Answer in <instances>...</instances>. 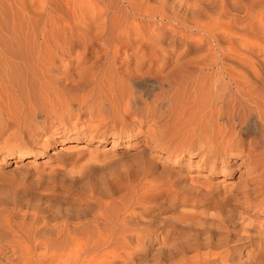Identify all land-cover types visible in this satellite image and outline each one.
Instances as JSON below:
<instances>
[{"label":"rangeland","instance_id":"1","mask_svg":"<svg viewBox=\"0 0 264 264\" xmlns=\"http://www.w3.org/2000/svg\"><path fill=\"white\" fill-rule=\"evenodd\" d=\"M23 2L28 18L24 28H36L31 36L42 45L41 52L52 50L51 43L64 37L99 39L88 47L78 42L55 59L46 51L51 62L46 73L40 67L34 70L41 73L6 66L0 86V264H172L178 256L169 250L187 222L209 227L217 233L213 244L227 246L234 244V235L228 233L232 226L238 233L243 225L254 229L264 223L263 211L241 212L234 200L217 207L190 206L182 190L190 181L205 183L221 195L224 189L244 185V169L207 181L208 172L198 166L195 155L179 156L180 169L174 168L177 162L167 159L148 135L174 126L172 117L160 124L152 113L164 89L185 97L205 96L211 78L218 77L212 85L215 92L227 94L235 89L229 81L232 74L264 88V0ZM101 38L142 50L133 56L123 48L114 61ZM42 39L51 46L45 47ZM148 46L158 50L163 66L153 76L167 87H155L148 78L138 88L129 77L137 55H145ZM196 111L175 120L180 124L176 130ZM182 199L187 206L179 204ZM183 211L195 217L179 224ZM101 215L104 219L98 220ZM97 221L103 230L113 226L109 241L99 237ZM220 221L225 228H219ZM259 240L240 242L236 251L225 250V244L216 250L227 251L226 264H264V255L252 252ZM214 245L204 251L213 253Z\"/></svg>","mask_w":264,"mask_h":264},{"label":"bare ground","instance_id":"2","mask_svg":"<svg viewBox=\"0 0 264 264\" xmlns=\"http://www.w3.org/2000/svg\"><path fill=\"white\" fill-rule=\"evenodd\" d=\"M23 1L24 0H0V86L3 83V81H5L4 78L7 76L6 74L7 72H5L7 71L6 66L7 68L9 67V69H11L10 68L11 65L13 66V69L14 66H19L15 68L18 69L22 67L25 69L24 70L25 72L28 71L29 68H33L32 69L33 71L38 72L40 70L36 71L34 70V67L35 68L40 67L42 68V73H46V70H49L47 69L48 68L47 66H49L48 65L49 60L46 51H48L51 54V56L55 59L57 53L63 54L65 53L64 51L66 49L70 51L71 47L78 45V42L81 46L88 47L89 45L92 44L93 41H98L99 39V38H94L93 40L89 35L87 36L84 35L80 41L75 36H72L67 40H64L65 38L64 37L63 41L61 39L55 38L56 41L52 42L51 40L52 48L54 47L52 49L53 51L50 48H47L45 49L46 51L43 50V52H41L42 45L37 41L36 43L35 42L33 43V41L35 40L31 36V34L34 32L36 28H24V26H26L28 23L27 21L28 18L27 16H25L27 14L26 11L24 10ZM85 1L88 3L98 2V0H85ZM3 2H5V4ZM39 32L40 31H38L37 34H39ZM49 37L50 35H48V38ZM100 42L105 49L104 51L107 57L114 61H117V58L119 57V54L122 52L123 48L128 50L131 49L132 51L131 54H133V56H135L136 54H138L139 51L142 50L141 48L138 47L132 48L130 44L126 45L125 48L124 45L122 46V43H118V42L109 43L107 40L102 38L100 39ZM31 43H33L34 46H28ZM42 43L43 45L45 43V47L50 45L49 43H47L46 39H42ZM45 47L43 46V49ZM145 51H146L145 55H140V56L137 55V61L134 65V68L130 71L129 77L131 79L134 78L133 80L137 82L138 88H140L142 86V82H144V80L148 78H151L150 80H153L152 85H154L155 87L156 85L157 87L166 86L167 84L165 85L163 81L154 78L153 76L154 70L155 71L163 70L162 64L158 63L160 59L158 50L153 46H148L147 48H145ZM52 64H53V59H52ZM22 68H20L21 71ZM14 70L17 71L16 69ZM220 72L218 73L220 74ZM15 73L18 74L17 72ZM184 78H186L185 81H188L189 77L186 76ZM12 79L13 78H11V82L15 83V81H13L14 79L13 80ZM25 79L26 80L24 79L23 80L27 81L26 76ZM180 79L182 80V78ZM219 79L220 78L218 77H215V79L211 78L210 86L208 85L209 90H207L208 91L207 93H204L205 96L197 93L196 94L193 93V95L191 94L185 97L178 95V92L176 94L170 93L172 91L174 92L175 91L174 89H168V90L164 89V91L159 96L156 97L155 101L157 102V106L154 107L152 113H156V115L154 114L155 116L154 118H156L160 124L161 122H165L168 117L170 118L172 117L171 120L174 121L172 122L174 123L173 124L174 126H172V124H171L172 127L166 126L165 130H163L162 132H160L161 129L159 130V132L156 129L154 131L152 130V132L147 131L150 132L148 135L152 137L153 143L156 142L155 143L156 145L154 146L159 147V149L162 151H166L167 154L166 158L169 160L176 161V159H178L179 156L181 158V156L185 154L195 155V157L199 159L198 166L201 167V169L208 172V174L205 175V179L207 181H210V179L217 178L218 175L225 176L229 171L234 170L235 168L239 170L244 169V171L242 172L243 176H245L244 177L245 181H243L245 182L244 185L235 186L234 189H230V188L224 189L223 193H221L222 196L218 195V192L215 191V188L210 186H205V183H203L204 186L196 185L197 183L196 184L192 183L193 180L190 181L189 184L190 187L189 186H184L183 188L181 187L182 190L187 194L188 200L191 201V203L189 204L190 206L217 207L220 204L223 205L231 204V202L234 200L237 201L238 204L235 205L236 207L241 209V212H246V211L248 212V210H257V211L261 210L264 212V88H257L255 85L249 82H243L239 80L237 77H234L232 74L229 81H230V85L235 87V89L234 88L231 89L230 92L227 94H224L222 92L224 94L223 95V94H218V92H215L217 90L212 86L215 85L216 82L219 81ZM209 81L210 80H208V82ZM35 83H34V87L37 86L36 85L37 83L36 84ZM171 84L173 85V83ZM176 84L178 83L176 82ZM29 86H31V84H29ZM15 87L17 86L15 85ZM9 88L11 89L12 87L10 86ZM35 89L37 91V88ZM142 89L147 91L146 87L145 88L142 87ZM182 89L184 90L185 88ZM21 90L24 89L21 88ZM32 91L33 90H31V92ZM22 97L24 98V95ZM32 97L34 98V96ZM22 108L23 107H21V109ZM192 109H194V111L197 110L196 112H194V117L193 114H190V116L192 115V119L191 120L188 119L187 120L188 122H184L185 125L183 127L181 125L182 128L181 130H176L175 124L177 123L179 124V122H175V120H177L182 115H185V113L188 110H192ZM185 119H187V117ZM178 127H180V124ZM163 137L166 140L164 142H163L164 139ZM178 164H179L178 162L175 163L173 165L174 168L176 167L177 169H180ZM190 179H193V177H191ZM182 180L183 181L185 180V182L189 181L186 178ZM195 201L199 202V204H194ZM179 202L180 205L187 206L184 199H182V201ZM233 210H236V208ZM191 217H195V213L183 211L181 212V217L178 218V223L179 221L185 223L186 222L185 220L186 219L189 220L191 219ZM100 218L104 219L102 215L98 218V220ZM224 221L226 220L224 219ZM220 222L221 225L220 227L219 226L218 227L221 229L223 227L225 228L226 223L223 222L222 224V221ZM96 224H98L97 227L99 228V230L97 231L100 234L99 237H103L104 241L105 238L106 240L109 241L110 237H112V235L114 234V231L112 229L113 226H111L112 228L110 229L106 228L103 230L100 228L101 227L99 225L101 224L100 222L97 221ZM108 225L110 226L109 223ZM192 225L193 224H191L190 222H187L183 226L181 225L179 227L180 229L176 226L179 229L177 233L178 235L176 236L179 242L176 240L178 243L177 242L176 244L174 243L175 245L169 251L172 254L174 253L175 255H177L178 258H176V260L172 262V264H226L227 254L224 252L227 251H223V252L218 251L219 253H217V250H220L222 248L221 245L222 244L223 246L224 244L226 245V242L225 243L223 242L222 244L217 243L220 246H217V244L214 245L215 243L213 244L212 240L217 237V233L212 232L214 230H211L209 227H204V226L202 228L200 227L196 228L197 225L194 226ZM95 229L97 230V228ZM241 230L242 231L237 233L234 229V226H232V228H229V232H228L229 236L232 237L234 235V237H232L234 239L233 240L234 244H232L233 243L232 242L231 246L226 245L227 249H225L226 246L223 248L228 251H236L239 249L240 242L243 243L245 240L252 242L256 238H260L258 246H256L252 252H254L257 249L258 254L264 255V223L261 221L260 225L258 227L255 226L254 229H252L251 226L243 225ZM207 232L208 234H210V236H208V238L206 239H204L205 237L202 238L203 235L205 234L207 235ZM96 233L94 232V234ZM98 233L96 234L97 236ZM185 236H187L188 238L187 237L184 238ZM211 245L215 246L214 247L215 249L213 248L214 252L216 248H218L216 250V253L207 252L209 250L207 249V247H210ZM219 247L221 248L219 249ZM204 249H207V251L206 250L204 251ZM190 252H192V255L189 254ZM216 254L218 256H216Z\"/></svg>","mask_w":264,"mask_h":264}]
</instances>
